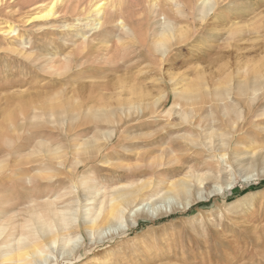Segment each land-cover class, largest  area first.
I'll list each match as a JSON object with an SVG mask.
<instances>
[{
	"label": "rangeland",
	"instance_id": "1",
	"mask_svg": "<svg viewBox=\"0 0 264 264\" xmlns=\"http://www.w3.org/2000/svg\"><path fill=\"white\" fill-rule=\"evenodd\" d=\"M49 1L0 0V250H40L3 262L264 264V189L242 193L264 182V0H60L32 20ZM178 179L187 200L164 195ZM126 185L162 214L89 233ZM47 209H67L52 239L25 226Z\"/></svg>",
	"mask_w": 264,
	"mask_h": 264
},
{
	"label": "bare ground",
	"instance_id": "2",
	"mask_svg": "<svg viewBox=\"0 0 264 264\" xmlns=\"http://www.w3.org/2000/svg\"><path fill=\"white\" fill-rule=\"evenodd\" d=\"M59 1L60 0L49 1V4H48L49 9L47 10V8H46V11H41L32 20H34V19L37 21H40L42 19L46 20L50 15H52V13H53L52 9H53L54 5L55 4L57 5V3H59V5H60V3L62 2V1H60V2ZM105 2H106V0H105ZM45 5H47V4H45ZM103 5H104V2L99 1L92 6V10L90 12L92 14H94L95 17L98 18V20H96V21H101V19H103L104 16L108 13L107 8H104ZM191 5H192V3H191ZM38 6L39 7L43 6V4H39ZM188 7H190V6H188ZM116 10H118V9L116 8ZM191 10H192V7H191ZM112 11H113V9H112ZM54 12H55V9H54ZM100 23L102 24V22H98L96 25H99ZM75 26H77V25L75 24ZM139 29H141V28H139ZM136 30H137V28H136ZM6 32H8V31H6ZM159 36L161 38H163L166 36V33L163 32V33L159 34ZM69 105H71V104L69 103ZM127 106H133V104L129 103ZM55 107H59V106H53V108H55ZM60 108H62L63 111L69 110V109L68 110L64 109L63 107H60ZM74 108H75V105H74ZM105 115L106 114H104L103 116H105ZM118 122H121V120L118 119ZM103 123L112 124L113 121L110 117H108L106 115V118L103 121ZM122 124L123 123L120 124L119 128L122 127ZM109 137H110V139L109 140L107 139L108 141H106V142L112 141L111 136H109ZM123 141H124V136H123V134H120L118 136V140H117L116 145L120 144ZM79 147H80V145H78L77 149H79ZM88 148L94 149L93 152H96V154H100L102 151H105L107 149V146H106V143L105 144H93V146L89 145ZM46 151L53 152V149H49ZM90 151L91 150H89L88 152H90ZM83 152H85V151H83ZM55 153H57V152L55 151ZM66 153L67 152H65V154ZM51 155L54 156L56 154H54V152H53V154H51ZM54 158L55 157H52V158H49L48 160H44V161H46V162L48 161L49 163H54L55 162V161H53ZM61 158L63 159V157H60L58 159H61ZM56 163L62 165V164H64V161H63V163H61L58 160ZM100 165H102V164H100ZM133 186L126 185V186L111 189L109 191V193L107 194V197H106L107 208L105 207V209H104L103 207H100L97 214H95L94 217L88 216V219L85 221L86 230L89 233H95L96 232V233H98V235L103 234V236L107 237V236H112V235L117 234L118 230H121L122 228L124 229V227H122L123 224L121 222H122V219L124 218L125 213L130 215V217L128 218V220H130V221H128V226L137 225V220L139 217H143V216L144 217H149V216L154 217V216L161 215L162 212H160V211H155V212L152 211L151 212L150 209L147 208L148 204L145 202L136 203L137 195L140 192V190L142 189L141 188L142 186L140 188L133 187ZM191 187H192V184L189 181H186L184 179H178L177 181H173V182L169 183V185L165 189L164 195H167L168 198L175 199V200H181V199L187 200ZM94 198H91L90 201H93ZM66 210L67 209H64L63 212H61V211H58L57 209H54V210H52V209L48 210L47 209L48 214H49L47 217L41 216L40 213H38L37 211L30 210L28 212V219L25 222V226L27 228L31 227L32 229H30V230H34L37 233L45 234V236H48L50 239H52V238H54V236H56L59 233L56 229L54 230V227H57V224L65 223L64 222V213L66 214ZM68 210H71V208H68ZM89 211H90V209L86 208V212H89ZM171 211L172 210H168V211L165 210L164 213L171 212ZM10 220H11V218L8 219V221H10ZM6 224H10V223L7 222ZM118 225H121V227L119 228ZM50 243L52 245H54L55 241L51 240ZM39 253H40V250L37 246V243H22L19 246H16L13 248L6 247V249L0 250V261L8 262L9 260L18 259V261H20V262H25L26 258L38 256ZM11 262H14V261H11Z\"/></svg>",
	"mask_w": 264,
	"mask_h": 264
},
{
	"label": "trees",
	"instance_id": "3",
	"mask_svg": "<svg viewBox=\"0 0 264 264\" xmlns=\"http://www.w3.org/2000/svg\"><path fill=\"white\" fill-rule=\"evenodd\" d=\"M261 189H264V182H261L254 186H250L249 188L243 190L242 193L253 192Z\"/></svg>",
	"mask_w": 264,
	"mask_h": 264
}]
</instances>
